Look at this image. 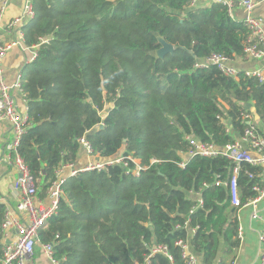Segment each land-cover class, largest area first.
<instances>
[{
  "label": "trees",
  "instance_id": "obj_1",
  "mask_svg": "<svg viewBox=\"0 0 264 264\" xmlns=\"http://www.w3.org/2000/svg\"><path fill=\"white\" fill-rule=\"evenodd\" d=\"M32 3L35 18L22 32L37 51L21 74L28 127L17 151L41 192L60 165L75 163L81 137L101 159L123 150L146 166L138 176L113 165L66 178L40 242L52 244L61 264H139L146 257L149 264H185L178 240L200 264H232L239 209L216 181L227 182L236 164L222 156L187 158L185 136L223 148L243 135L242 114L251 109L264 126V82L244 71L225 75L212 64L194 67L212 54L243 57V22L219 2ZM157 36L174 46L162 59L154 54ZM238 167L244 204L264 173L246 162ZM5 210L0 201V255Z\"/></svg>",
  "mask_w": 264,
  "mask_h": 264
},
{
  "label": "built area",
  "instance_id": "obj_2",
  "mask_svg": "<svg viewBox=\"0 0 264 264\" xmlns=\"http://www.w3.org/2000/svg\"><path fill=\"white\" fill-rule=\"evenodd\" d=\"M10 1L11 0H0V16ZM190 1L191 6H194L200 0ZM209 1L219 2L225 5L229 16L233 19V9L235 6L246 11L245 16L240 20L246 27L248 34L247 45L244 49V57L250 59H264V27L262 25V19L252 14L255 2H253V0ZM35 15L32 0H25L21 12L11 19L8 26L10 29L17 28L19 30L18 35L22 36L20 27L32 21ZM42 41H45V39ZM17 45H22V42L18 40L3 41L0 39V124L2 121H7L11 131V137L5 141L3 151H0V167L5 165L17 172V177L11 187V192L16 201L15 206L11 207L10 204L7 203V199L0 197V201L6 204L5 215L1 224L3 245L0 255V264H24L26 261L33 258L37 244L42 246V250L51 264H61V261L54 256L52 244L40 242L39 232L48 225L49 220L56 214L59 201L63 195V183L66 181V178L69 176H76L81 171L104 170L113 165H122L127 174L132 173L138 176L140 170L144 169L146 166H142L137 158L132 157L130 154H125L123 150L107 159H101L97 153V156L94 157L96 160L89 161V163L84 166H76L73 162L60 165L55 171V180L46 189V201L38 199V182L30 174L28 167L17 151L21 138L28 127L27 108L25 111H20L11 92L14 87L21 90V77L18 76L16 78L14 85H8L5 81L2 67V60L6 53L12 49L13 46ZM232 60V58L223 54H212L208 59L194 64V67H206L212 64L223 74L236 76L238 70L232 65ZM244 72L248 76L256 77L259 82H264V66L252 72ZM242 116L247 124L243 135L240 139L226 144L223 148H218L212 143L200 142L193 136L186 135L185 140L188 141L190 146V150L186 154V157L222 156L236 164V167L232 169L230 179L227 182L218 180L216 184L225 185L227 187L230 203L233 207L240 210L245 206H249L251 209L250 218L260 221L262 227L257 234V264H264V215L260 214L259 210V202L264 200V184L262 186L254 185L253 190H255L256 195L244 204H241L239 200L237 186V172L240 162H246L253 166L264 165V134L260 133L258 130L252 120L251 114L244 113ZM102 125L103 124L100 123V126ZM240 140L245 141L248 144V148H244ZM78 142L88 155H93L95 153L90 143L84 137H81ZM155 161L156 159H151L150 163ZM131 165H133V167H131ZM184 165L185 161L179 163L181 167ZM66 169L68 170L67 174L64 173ZM249 176L253 177L252 174H249ZM197 201L198 204L201 203L200 199ZM12 231H15L13 240L6 242V238ZM241 234L242 227L239 225V238ZM176 244L180 246L181 257L184 259L185 264H200L196 255L189 251L186 241L178 240ZM139 264H149V257H146L144 261Z\"/></svg>",
  "mask_w": 264,
  "mask_h": 264
},
{
  "label": "crops",
  "instance_id": "obj_3",
  "mask_svg": "<svg viewBox=\"0 0 264 264\" xmlns=\"http://www.w3.org/2000/svg\"><path fill=\"white\" fill-rule=\"evenodd\" d=\"M25 0H11L5 9L2 11L0 16V39L3 41L8 40H18L22 42V45L13 46L2 60L3 74L5 81L8 85L12 86L15 84L16 78L21 77L23 69L32 62L34 56H36L37 46H27L24 43V36L22 32V27L20 30L22 36L18 35V29H10L8 24L11 19L17 16L22 9ZM255 6L252 10V14L256 17L262 19V25L264 27V0H253ZM210 4L209 0L199 1L200 6H207ZM246 14V11L238 6H235L233 9L234 19L241 20ZM31 22V21H30ZM29 22V23H30ZM20 39V40H19ZM232 65L238 71H255L258 68L264 66V59H250L247 57H236L232 60ZM12 96L14 97L16 104L20 111H25L27 108V101L21 90L14 87L12 89ZM252 120L258 119L257 115L251 109ZM261 130L264 133V126L259 124ZM11 137V131L9 129V123L7 121H2L0 124V151H3L5 141ZM240 139V138H238ZM241 145L244 148H248V144L245 141L240 140ZM94 161L96 158L88 157L85 149L80 147L78 151V156L75 161L76 166H83L88 161ZM263 173H264V165ZM65 174L68 173L66 169ZM17 177V172L8 166L2 165L0 167V197L7 199V203L11 207L15 206L14 195L11 192V187L14 180ZM46 190L41 192L40 184L38 185V199L46 201ZM192 198L195 200L199 199L198 194H192ZM260 214L264 215V200L259 202ZM251 209L249 206L241 208L237 217L239 220V225L242 227V234L239 238V245L235 252L234 261L232 264H257V252H258V239L257 234L260 231L262 225L258 219L250 218ZM193 230L189 229L190 237L193 235ZM15 236V231H12L9 236L6 238V242L12 241ZM189 251L192 252L191 247L189 246ZM198 257V256H196ZM197 259H200L199 257ZM24 264H49V259L42 250V246L37 244L35 247V254L33 258L26 261Z\"/></svg>",
  "mask_w": 264,
  "mask_h": 264
},
{
  "label": "water",
  "instance_id": "obj_4",
  "mask_svg": "<svg viewBox=\"0 0 264 264\" xmlns=\"http://www.w3.org/2000/svg\"><path fill=\"white\" fill-rule=\"evenodd\" d=\"M158 43L160 47L154 51V54L157 58L162 59L166 54H172L174 51V46L167 42L163 37L157 36ZM245 109H249L251 107L250 103H245L243 105Z\"/></svg>",
  "mask_w": 264,
  "mask_h": 264
},
{
  "label": "rangeland",
  "instance_id": "obj_5",
  "mask_svg": "<svg viewBox=\"0 0 264 264\" xmlns=\"http://www.w3.org/2000/svg\"><path fill=\"white\" fill-rule=\"evenodd\" d=\"M253 122L255 123V125H256L257 127H259V124H260V122H259V121H257V120H254ZM87 156H88V157H93V158H94L95 156H97V153H94L93 155H88V154H87ZM89 161H90V160H89ZM89 161H88V162H86L84 165L88 164V163H89ZM84 165H83V166H84ZM49 264H51V263H50V261H49Z\"/></svg>",
  "mask_w": 264,
  "mask_h": 264
}]
</instances>
